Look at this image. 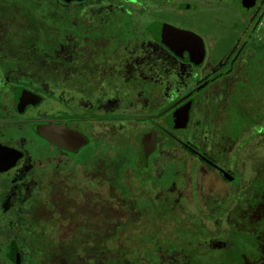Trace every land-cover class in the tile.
<instances>
[{"label":"flooded vegetation","instance_id":"af4514ba","mask_svg":"<svg viewBox=\"0 0 264 264\" xmlns=\"http://www.w3.org/2000/svg\"><path fill=\"white\" fill-rule=\"evenodd\" d=\"M198 217L264 264V0H0V264H187Z\"/></svg>","mask_w":264,"mask_h":264},{"label":"rangeland","instance_id":"374dc122","mask_svg":"<svg viewBox=\"0 0 264 264\" xmlns=\"http://www.w3.org/2000/svg\"><path fill=\"white\" fill-rule=\"evenodd\" d=\"M76 61L78 60L73 61L71 66L73 68L79 69V63L77 64ZM72 77H74V74L72 75ZM75 78L76 80L80 78L77 73H76ZM184 140L188 141V139H184ZM171 168H174V166L172 165ZM178 169L181 170L184 168L180 166L178 167ZM190 177H191V180L198 178V176H196L195 173L191 174ZM243 209L244 207H242V213H243ZM196 212H200V209L198 207H197ZM243 215L245 214L243 213ZM175 221L170 220V219L167 220L168 224H167V230L165 232L167 234L165 236L166 242H164L165 244L164 246L171 245V244L175 245L176 244L175 239L178 238V250H181V252H184L188 256L194 253V258H189L191 262H188L187 264H223L224 261H227L229 264H241L239 258L235 259V257L236 256L238 257V255L241 253L246 255L251 260H253L255 256H258V253L255 250L257 246L255 238L246 236L244 233L232 234L230 238V243H233V245L237 246V247L234 246L235 249L237 250L236 253H233L232 252L233 250L221 248L215 251H210V252L207 251V253H205L204 256H201L200 250H202V246H204V244L201 243L200 238L201 236H206V233L203 230L204 225L205 224L208 225V223L211 222V219L198 217L193 220H186V219L178 218V221L177 220ZM177 222H178V225H177ZM133 238H134L135 244L138 247L142 248V243L144 241L150 238L153 241V239L159 238V235L144 236V235L139 234V235H134ZM26 242L31 243L29 240V236L27 237ZM28 249L29 250H26L25 252L26 253L25 260L27 262H33L35 260V256L33 255V251H30V248ZM42 253L43 255L47 254L46 251H43ZM37 254H40V252H38ZM182 262L183 260L180 258V264ZM43 264H46V262H44ZM149 264H152V263L149 262Z\"/></svg>","mask_w":264,"mask_h":264}]
</instances>
